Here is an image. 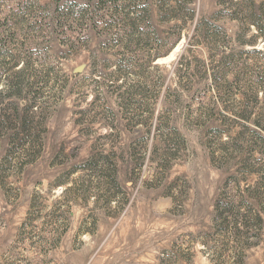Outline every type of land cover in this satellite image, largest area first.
I'll return each mask as SVG.
<instances>
[{
  "label": "rangeland",
  "instance_id": "1",
  "mask_svg": "<svg viewBox=\"0 0 264 264\" xmlns=\"http://www.w3.org/2000/svg\"><path fill=\"white\" fill-rule=\"evenodd\" d=\"M112 2L0 0V264H264V0Z\"/></svg>",
  "mask_w": 264,
  "mask_h": 264
},
{
  "label": "trees",
  "instance_id": "2",
  "mask_svg": "<svg viewBox=\"0 0 264 264\" xmlns=\"http://www.w3.org/2000/svg\"><path fill=\"white\" fill-rule=\"evenodd\" d=\"M117 0H113V2L112 3H114L113 5H114V7H116V8H119V2L117 3L116 2ZM120 2H121V0H120ZM226 6H228V4H226ZM146 16V15H145ZM143 18V17H142ZM241 21V20H240ZM243 23V22H242ZM125 24H124V22H123V27H125L124 26ZM145 26H147V28H145V29H150V30H153V27L150 25V23L149 22H146V24H145ZM127 28L128 29H131V26H129V24L127 25ZM153 32H154V30H153ZM260 37H261V39H263L264 40V33H262V32H260ZM2 54V53H1ZM5 55V56H4ZM7 56V54H2V57H6ZM6 59V58H5ZM28 70V75H27V81L29 82H31L30 83V86H27V91H26V93H28L29 95H33V97L35 98V94L33 93V89H34V83H35V80L38 78H35L36 76H35V74H33V71L30 69V68H28L27 69ZM49 74V73H48ZM48 76V75H47ZM42 78V77H41ZM46 77H43L42 79L44 80ZM42 79H40V81H42ZM46 83V82H45ZM0 86H5V90L4 89H2L1 90V92H0V94L1 93H3V92H7V94H8V96H13V97H20L24 92V90H22L21 88H20V86H19V83L16 81V79H11V82L9 83V84H4V82L2 81V80H0ZM26 89V88H25ZM36 99V98H35Z\"/></svg>",
  "mask_w": 264,
  "mask_h": 264
}]
</instances>
